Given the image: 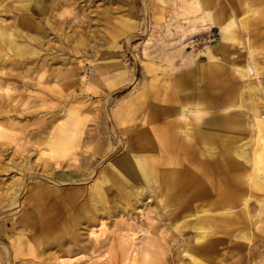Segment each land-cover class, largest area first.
Listing matches in <instances>:
<instances>
[{
  "label": "rangeland",
  "instance_id": "rangeland-1",
  "mask_svg": "<svg viewBox=\"0 0 264 264\" xmlns=\"http://www.w3.org/2000/svg\"><path fill=\"white\" fill-rule=\"evenodd\" d=\"M191 1L0 0V264H134V254L135 264H264V134L251 127L250 110L259 104L264 117V0H210V19L191 13ZM224 29L231 40H222ZM252 59L260 74L242 77L235 65ZM210 65L223 74L212 110L241 120L229 129L233 146L263 161L246 213L241 199L233 209L242 227L214 236L193 226L202 215L173 221L141 182L125 186L116 169L137 152L125 127L130 104L145 110L134 121L153 123L151 68L163 86ZM189 94L187 124L194 101L208 104ZM233 154L243 164L237 173L253 170ZM92 230L103 231L99 241Z\"/></svg>",
  "mask_w": 264,
  "mask_h": 264
},
{
  "label": "crops",
  "instance_id": "crops-1",
  "mask_svg": "<svg viewBox=\"0 0 264 264\" xmlns=\"http://www.w3.org/2000/svg\"><path fill=\"white\" fill-rule=\"evenodd\" d=\"M191 78H194L193 81L189 80ZM189 79L186 80L183 79L184 82L183 91H175L174 87H172V85L175 84L174 81L173 82L170 81L168 85H163V86L160 85V88H162L161 94L165 93L161 98L162 101L164 100V104L161 105L162 108H167L168 111L170 110L171 112L170 111L169 112L171 113L172 118L173 119L179 118L181 121L177 122V124H175L174 126L160 127L158 128V130L155 131L154 127L153 128L151 127V125L153 124L148 123L149 122L148 120L146 121L145 124H139L136 121H134L135 119L140 117L142 111L145 110H140V107H136V109H134L133 106H131L130 104L129 113H130L131 121L130 124L125 127L130 129L128 131L131 132V135H134L132 137L133 142L131 146H129V148L137 152L135 153V155H132V157L139 155L143 158L144 157L143 155L146 156L150 155V153H148L149 150H147L150 147V145L148 144L146 133L149 134H154L155 132L156 134L160 132L167 134L168 132L171 133L168 134L170 145L164 154L163 157L164 161H156V171L160 176V179H162L161 181H168L169 176L172 173L184 179L186 177L185 175L186 173L194 171L197 178L196 184H198V186L191 187L190 191L192 188H197L196 191H198V194L201 192V195L199 196L196 195L195 197L191 198L187 196L184 191H182L183 199L185 201H182L172 206H167V202H166L167 199H165V195H164L165 184L159 182L154 177V175L148 178L149 183L143 184V182L141 181L139 182H141L143 184V187L149 191L150 195H153L154 197L153 200L156 199L159 200L161 205L164 208H166L167 211L173 212V214H175L174 215L175 217L172 219L173 221H179L180 219L183 218V215L185 214H193L192 216L202 215L203 217L202 220L197 221L196 223H194L193 226L195 227L196 230L204 229L209 231L210 229L211 230L210 234L214 236L216 233L215 229L227 230L226 227L232 224L237 225V227H242L240 224H243L242 222L244 221V218L242 215L237 214L236 216L235 213L233 214V209L239 204L238 201L241 199L242 203L245 206L243 211L244 213H246L247 204L250 200V195L248 194L246 195L247 187L250 186L255 189H260L261 169L259 170V168H261V164H263V161L261 160L262 158H256V157L254 158L252 157L253 158L252 161H249L246 158L247 154H245L242 151L241 145L233 146L232 142L234 140V134L230 133L229 130L231 128V123L234 122L238 125L242 121L238 120V122H236L234 118H230L227 120L226 117L225 119L221 120L219 116H217V113H215V111L212 110V107L214 106L213 101L215 94H212L211 92L214 90V88L217 87V85H215L210 81L207 83H201L196 73L192 77H189ZM192 85L194 86V90L190 91ZM187 93H190L189 94L190 97L200 96L205 98L206 96V99L207 100L209 99L208 104H206L205 106H202L200 102H196V101L193 102L194 104L192 103L193 104L192 106L197 105L196 108H191L194 109L193 110L195 111L194 114L196 113V111L198 112V114H200V119L196 124V131H195L196 136L194 138L193 136H191V131L193 129V126H190V123L187 124L184 121L183 117L180 116L182 115L184 109L183 108L184 104L182 99H184ZM153 95L151 96L152 98ZM147 103H149V101ZM190 106L191 104L189 105V107ZM168 113H166L165 115H167ZM165 115L161 117L163 118ZM154 122L155 121L153 120V123ZM185 123L188 126V127L186 126L187 129L186 128L184 129ZM124 129L126 128H124L123 126V130ZM260 133L264 134V126ZM167 134H164L162 136H165ZM189 145L192 147L194 151V156L196 161L184 160L185 159L184 153H186L185 152L186 147ZM144 146L147 147L146 150L142 149V147ZM233 153H235L237 156L241 158H244L245 163H251L253 170L249 172L247 175H244L243 173L242 174L237 173V171L243 167V164L239 163V161L234 160ZM226 163H229L230 166L227 169H224ZM133 181H138V180L135 178H131L130 182ZM154 182L160 183L159 191H155L154 186L152 184ZM149 193L146 194V197H150V195H148ZM178 194L180 198L181 191L178 192L177 195ZM177 195L176 197L178 198ZM162 200L166 204H163L161 202ZM190 201H192L191 204L187 205ZM220 202L224 204H219ZM225 207H229L231 211V217L233 218V220L225 227H219L218 225L215 226V224L217 223L220 224V222L222 221L220 220L221 216H215V218H209L207 213H204L205 209L216 212L217 210H223V208ZM177 213L178 215H176ZM218 215H220V213H218ZM184 218H188V217H184ZM210 220L212 221L210 222ZM246 235H247L246 231L245 232L243 231L239 236L240 238L241 237L243 238L246 237Z\"/></svg>",
  "mask_w": 264,
  "mask_h": 264
},
{
  "label": "bare ground",
  "instance_id": "bare-ground-1",
  "mask_svg": "<svg viewBox=\"0 0 264 264\" xmlns=\"http://www.w3.org/2000/svg\"><path fill=\"white\" fill-rule=\"evenodd\" d=\"M190 4H191V8H192L191 11H190L191 13L196 12V11H198V12L201 11V14H202L203 18H205V19H210L211 18L210 15H208V13H206L208 9L212 8L211 7L212 4H211L210 0H192L190 2ZM260 16H261V14H260ZM259 19H261V18H259ZM235 21H236V19H235ZM231 22H232V24H231L230 27H234V25H235L234 22L233 21H231ZM207 24H210V23L209 22L205 23V25H207ZM194 26L196 27V24L193 25V27ZM0 35L4 36V34H3L1 29H0ZM222 40H226V41L227 40H231V35L229 33H227V31L225 29L223 30ZM253 52H254V50H250V54L251 55L253 54ZM206 54H207L208 60H210V61H215L217 59V56L213 53L212 50H208ZM251 63H249L251 65H249L247 63L248 64L247 67L245 66V67L239 68V67H237V65H235L234 68H235L236 71L239 72V74L242 77H244V76L248 75L249 70H251V69H253V70L255 69L256 70L257 65H258L257 62L254 59H252ZM212 67H213L212 65L205 66L204 68L198 70L197 77H198L199 81H201V83H207V82L210 81V82L214 83L215 85L222 84L221 80H222V75L223 74L221 72H219L218 70H216L214 67L213 68ZM157 70L158 69L156 67H152L151 68V71L153 73L152 88H155V91L153 93L154 94L153 98L148 103V105L150 107L149 113H150V116H152L150 118H152L155 121L154 123H152L153 125H151V127L152 128L154 127L155 131L158 130V128H160V127L174 126L175 124H177V122L181 121L179 118H177V119H175V118L174 119L173 118L172 119H163L161 117V116L165 115L166 113H168V110H167V108H162V106L160 104V98H162L163 94H165V93L161 94L162 88H160L159 83L157 84V82L160 80L159 76L157 74ZM256 72L258 73L257 70H256ZM258 74H260V73H258ZM174 81H175V84L172 85V87H174L175 91H183L184 82H183V79H182L181 75L177 76V78ZM248 87H249V85H248ZM209 96H211V95H209ZM248 98L249 97L244 98V99L248 100ZM253 101H255V100H253ZM242 104H239L238 106L240 107V105L242 106ZM258 106H259V104L257 106H255V107L250 109V110L253 111V116H252V119H251L252 123L251 122L250 123H251V127L254 128L256 135H259V133L262 131V128L264 126V117H261V115L258 113V111H257V109H258L257 107ZM180 116L186 118V116L183 115V114L180 115ZM192 116H194V117L191 118V119L189 118V120H190L189 123H190V126H193V129L191 131V136H193V138H194L196 136L195 135V133H196L195 132L196 131V124H197V122L200 119V114H198V112L196 111V113L195 114L193 113ZM117 118H119V117H117ZM186 126L187 125L185 123L184 129L185 128L187 129L188 126L187 127ZM120 134H122V133H120ZM164 134H167V133H161V132L158 133V134H156V132L154 134L146 133V138L148 140V144L150 145V147L147 149V147L144 146V147H142V149L143 150H146V149L149 150L148 153H150V155L149 156L143 155L144 156L143 158L141 156H139V155H136V156H133V157L131 156V157H128V158L127 157L126 158H122L119 161L118 165L116 166V169H119L118 176L121 179L120 182H122L125 186L129 185L131 178H135L138 181L143 182V184L149 183L148 182L149 181L148 178L151 177L152 175H154V177L159 182H161L162 184H165L164 185V193H165L164 195H165V199H167V201H166L167 202V206H172V205L178 204V203H180L182 201H185L183 199L182 191H184L185 194L187 196L191 197V198L195 197L196 195L197 196L201 195V192L198 194V191H196L197 188H192L191 191H190L191 187L198 186V184H196L197 183V178H196V174H195L194 171L186 173L185 174L186 177L184 179H182L180 176H177L176 174L172 173V174H170L168 181H161L162 179H160V176L158 175V173L156 171V161H164V158H163L164 154H165V152L167 151V149H168V147L170 145V143H169L170 140L168 139V136H169L168 134H171V133L168 132L167 135L162 136ZM123 135L124 134H122V136ZM118 139L120 140V143H121L122 139L121 138H118ZM185 152H186V153H184V155H185V159L184 160L185 161H196L195 160V156H194V151H193V149H192V147L190 145L186 147V151ZM201 163H202V161H201ZM211 163H213V162H211ZM229 166H230V164L226 163V165L224 166V169H227ZM111 180L112 181H116V179H114V176L111 178ZM108 187H109V190H110L111 185L109 184ZM103 191L105 192V190H103ZM180 191H181V194H180V198H179V194L177 195V193L180 192ZM159 194H160V192H159ZM176 195L178 196V198L176 197ZM98 197H100L99 194H98ZM220 199H222V198H220ZM163 200L161 202L163 204H166ZM219 204H224V203L220 202ZM204 213H207L209 218H215V216H221L220 220H222V221L220 222V224H218V223L215 224V226L218 225L219 227H225V226H227V224H229L233 220V218L231 217V211H230L229 207H225V208H223V210H217L216 212H213L211 210H206L205 209ZM213 213H215V214H213ZM218 213H220V215H218ZM192 215L193 214H185V215H183V218L184 217H189V216H192ZM211 221L212 220H210V222ZM90 233L94 237L95 241H99L100 238L102 237V235H104L103 231L95 232V231L92 230ZM136 256H137L136 254L133 255L132 263H134V264L137 261L136 260V258H137ZM58 259H59V263L58 264H70L71 260L74 259V258L59 257Z\"/></svg>",
  "mask_w": 264,
  "mask_h": 264
}]
</instances>
